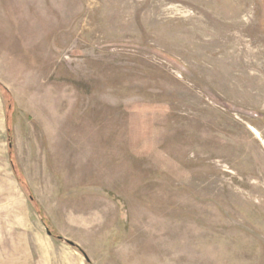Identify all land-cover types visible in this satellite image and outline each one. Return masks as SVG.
<instances>
[{
	"label": "rangeland",
	"instance_id": "1",
	"mask_svg": "<svg viewBox=\"0 0 264 264\" xmlns=\"http://www.w3.org/2000/svg\"><path fill=\"white\" fill-rule=\"evenodd\" d=\"M0 264H264V0H0Z\"/></svg>",
	"mask_w": 264,
	"mask_h": 264
},
{
	"label": "water",
	"instance_id": "2",
	"mask_svg": "<svg viewBox=\"0 0 264 264\" xmlns=\"http://www.w3.org/2000/svg\"><path fill=\"white\" fill-rule=\"evenodd\" d=\"M47 234L50 235V232L48 231ZM67 242H68L70 245H73V243H72L71 241H68V240H67ZM84 257H85L86 260H88V258H87V256H86L85 254H84Z\"/></svg>",
	"mask_w": 264,
	"mask_h": 264
},
{
	"label": "trees",
	"instance_id": "3",
	"mask_svg": "<svg viewBox=\"0 0 264 264\" xmlns=\"http://www.w3.org/2000/svg\"><path fill=\"white\" fill-rule=\"evenodd\" d=\"M83 253V252H82ZM84 254V253H83Z\"/></svg>",
	"mask_w": 264,
	"mask_h": 264
}]
</instances>
